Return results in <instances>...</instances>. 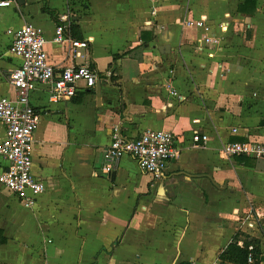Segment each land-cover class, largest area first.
Segmentation results:
<instances>
[{
  "label": "crops",
  "instance_id": "1",
  "mask_svg": "<svg viewBox=\"0 0 264 264\" xmlns=\"http://www.w3.org/2000/svg\"><path fill=\"white\" fill-rule=\"evenodd\" d=\"M14 1L0 7V99H16L12 33L27 24L44 32L56 74L90 66L100 79L59 102L48 85L32 93L33 175L46 190L28 209L0 185V264H233L221 255L234 241L264 264V160L223 153L264 143V0ZM64 15L87 48L53 42ZM202 18L219 46L186 25ZM116 127L130 140L173 133L179 156L163 179L130 156L103 170Z\"/></svg>",
  "mask_w": 264,
  "mask_h": 264
},
{
  "label": "built area",
  "instance_id": "2",
  "mask_svg": "<svg viewBox=\"0 0 264 264\" xmlns=\"http://www.w3.org/2000/svg\"><path fill=\"white\" fill-rule=\"evenodd\" d=\"M198 1V0H193ZM14 0H1L0 7H10ZM71 20L69 15L60 18L53 42L58 45L69 44L72 48H87V43L72 39L69 35ZM205 32L203 46L221 44L222 38L211 35V27L206 18L186 23ZM227 31V25L221 27ZM14 36L11 51L20 58L21 63L9 76V82L16 91V99H0V122L5 128V138L0 142V157L8 162V170L0 173V185L13 193L28 209L34 207L46 186L33 175V146L35 133L39 128L40 116L31 103V95L39 86L50 87L51 101L59 102L73 98L77 94V84L84 82L91 89L100 79L98 72L90 66H70L56 74L46 51L47 40L44 32L27 24L12 33ZM211 58L214 54H209ZM110 78L112 73L107 74ZM200 140L199 132H196ZM205 143L207 135H202ZM225 156L247 157L264 160V143L245 141L228 143L223 150ZM125 156L135 159L143 173L155 180L163 179L170 161L179 156L175 147V136L171 132L146 130L140 137L130 140L122 135L120 127L114 129L110 145L103 153V170L112 173L117 170ZM251 229L260 227L259 221L244 222ZM255 246L248 247V262H255Z\"/></svg>",
  "mask_w": 264,
  "mask_h": 264
},
{
  "label": "trees",
  "instance_id": "3",
  "mask_svg": "<svg viewBox=\"0 0 264 264\" xmlns=\"http://www.w3.org/2000/svg\"><path fill=\"white\" fill-rule=\"evenodd\" d=\"M45 12L53 15L54 18H56V16H57L55 12H53L52 10H50L48 8L45 9ZM75 30H76V25L74 22H72L71 26H70V33L74 32ZM73 39H75V38H73ZM75 40H77V39H75ZM239 158H241V157H239ZM245 245L246 246L244 248H240L237 245V242L234 241L223 252V254L221 255V260L224 262H229V263H233V264H248V257H249L248 245H249V243L247 242ZM256 258L258 260V256Z\"/></svg>",
  "mask_w": 264,
  "mask_h": 264
},
{
  "label": "water",
  "instance_id": "4",
  "mask_svg": "<svg viewBox=\"0 0 264 264\" xmlns=\"http://www.w3.org/2000/svg\"><path fill=\"white\" fill-rule=\"evenodd\" d=\"M98 85H100V83H98Z\"/></svg>",
  "mask_w": 264,
  "mask_h": 264
},
{
  "label": "rangeland",
  "instance_id": "5",
  "mask_svg": "<svg viewBox=\"0 0 264 264\" xmlns=\"http://www.w3.org/2000/svg\"><path fill=\"white\" fill-rule=\"evenodd\" d=\"M81 83V82H80Z\"/></svg>",
  "mask_w": 264,
  "mask_h": 264
}]
</instances>
